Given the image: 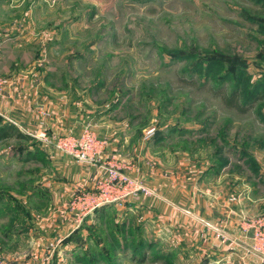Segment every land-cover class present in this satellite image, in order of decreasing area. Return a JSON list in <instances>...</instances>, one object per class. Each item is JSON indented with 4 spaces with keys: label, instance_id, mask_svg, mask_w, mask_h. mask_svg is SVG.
I'll list each match as a JSON object with an SVG mask.
<instances>
[{
    "label": "rangeland",
    "instance_id": "374dc122",
    "mask_svg": "<svg viewBox=\"0 0 264 264\" xmlns=\"http://www.w3.org/2000/svg\"><path fill=\"white\" fill-rule=\"evenodd\" d=\"M263 52L264 0H0L1 61L13 64L20 78L29 71L30 78L46 73L51 87L41 98L85 100L91 112L80 129L51 137L72 144L89 134L98 143L85 151L91 161L54 150L51 160L61 154L70 168L113 161L129 176L118 161L104 158L107 142L91 118L106 116L102 122L115 133L114 141L125 143L129 157L141 155L151 172L140 173L144 179L129 177L157 199L145 178L176 184L170 197L187 206L192 194L207 202L225 197L230 206L241 195L247 221L264 216ZM196 76L201 87L191 81ZM0 78L2 93L9 80ZM220 85L228 92L255 91L263 100L238 114L216 95L213 88ZM155 133H164L159 147ZM18 146L13 138L0 142V264H202L209 255L206 248L182 249L181 255L164 247L158 234L144 233V225L137 231L135 217L117 211L99 217L86 204L83 209L75 199L95 183L79 188L78 176L66 183L55 163L21 156L28 149ZM66 187L70 195L63 201ZM172 201L168 206L183 208ZM194 220L199 235L201 224L209 229L211 223ZM217 228L213 232L224 240ZM247 234L249 247L252 232ZM255 255L251 250L248 262Z\"/></svg>",
    "mask_w": 264,
    "mask_h": 264
},
{
    "label": "crops",
    "instance_id": "0c3cea01",
    "mask_svg": "<svg viewBox=\"0 0 264 264\" xmlns=\"http://www.w3.org/2000/svg\"><path fill=\"white\" fill-rule=\"evenodd\" d=\"M1 60L2 58H0V76L9 80L8 86L4 87L2 93L0 92V113L7 120L2 121L3 123L15 126L20 134L36 141L40 146L41 152L46 156L47 161L51 160V155L55 153V150L53 151L52 147L43 142L40 135L45 134L48 138H51L55 132L64 135L70 133L74 128L80 129L84 123L88 122L87 113L91 112H88L83 107L85 100H48L49 98L47 96L41 98L42 95L47 94V90L51 87L46 83V73L34 72V76L30 78L31 71H26L29 76L20 78L17 72L13 74V64L5 61L3 63ZM8 75L11 77L8 78ZM102 120H107V117L105 116L101 119L91 118V122L97 124L98 128L96 131L99 134L101 133L100 137L107 142L106 151H109L107 153L109 155L104 158H112V160L118 161L124 166L123 172L132 178L136 177L140 179L139 177L144 176L140 175V173H146L150 177L149 174L151 172L148 170L149 167L145 166L141 155L137 157V154L134 153L129 157L127 152H125V143L122 144L120 140L114 141L115 133L109 128L110 126L107 122H102ZM14 140L17 145H23L25 143L22 139ZM163 141L166 140L164 139ZM159 143L161 142L155 143L158 144L156 145L157 147L160 146ZM155 144H152L153 146L149 145L148 149L152 151V148H155ZM29 149L31 150V148ZM25 152H28V150H25ZM145 152L149 151L145 150ZM55 156H58V158L51 160L53 164H56L53 166L62 171L61 175L63 174L62 177L66 180V183L74 180L73 177L75 176L79 177L77 180L78 184L76 185L79 188H89L90 185L96 182L100 172L99 167L92 166L91 168H86L80 166L70 168V163L67 158L61 154H56ZM133 156L135 158L137 157L136 161L134 160L135 163L137 162L136 164L133 161L131 162ZM127 162L128 164H126ZM138 166L141 168V171H138ZM145 169L146 172H144ZM72 173L76 174L72 176ZM66 174L70 176L68 179L66 178ZM143 181L158 193L161 198L157 199L154 196V199H129L122 204L114 205L111 211H117L122 216L135 217L133 220H136L138 223V232L142 230L140 227L144 225L146 227L143 229L145 234L151 232L158 234L159 244H164V247L167 245L169 247L171 246L179 250L181 255L182 249H198L202 251L206 248L209 251V255L204 259V262L199 260L202 264H220L222 262L223 264H240L238 256L241 255L242 248L248 242L246 222L247 217H250L248 211L245 210L246 206L242 202L244 198H241V195H238L237 205L230 206L226 202L225 197H216L213 202H207L208 200L206 198L200 199L198 196L194 198L192 194L190 195V202L193 203L187 206L184 203L180 204V202H177L178 199H172L170 197V191H172L171 185L176 187V184L165 181L163 177L158 180V183H152L150 180H146V178ZM69 195L68 188H63L61 199L65 201ZM65 196L66 199L64 198ZM200 200L203 203H200ZM170 201L177 202L183 208L179 211L175 210L173 207L168 206V202ZM172 202L171 204H175ZM190 207L193 209L195 207V210H191ZM186 211L190 212L191 217L183 213ZM199 215L202 218L198 217ZM194 217L211 223L206 224L209 228L206 231L202 228L203 224H201V235L196 232V228L197 230L200 229L197 225L198 223L192 224L193 222H190L191 219L195 221ZM217 227L225 234L226 238L224 240L216 238L213 229L217 230Z\"/></svg>",
    "mask_w": 264,
    "mask_h": 264
},
{
    "label": "built area",
    "instance_id": "2783aa9c",
    "mask_svg": "<svg viewBox=\"0 0 264 264\" xmlns=\"http://www.w3.org/2000/svg\"><path fill=\"white\" fill-rule=\"evenodd\" d=\"M3 84L4 82L0 78V92ZM0 117L7 121L1 114ZM40 138L57 153L71 156L78 162L83 163L91 161L89 156H86L85 151H91L92 147L96 146L95 144H98L89 136V134L86 138H83L81 143L74 141L72 144V140L67 137L51 139L45 134H41ZM97 147H100L102 150L103 143L99 144ZM99 153L97 152V155H99ZM112 162L113 161H109V163H103L99 166L100 172L95 182L94 190L80 193L75 199L78 203H83V209L84 204H86L88 211L91 212L96 211L103 206L122 204L129 199H135L138 197L151 198L155 196V194L151 190L145 188L141 182L122 174ZM206 227L208 228V226ZM246 228L247 233L250 231L252 232L251 245L248 247L247 242L242 248L243 255L240 262L241 264H264V216L255 217L252 220L247 221ZM216 237L224 238V236L220 234ZM251 250L255 251L256 254V260L254 263L248 262L247 254L250 253Z\"/></svg>",
    "mask_w": 264,
    "mask_h": 264
},
{
    "label": "trees",
    "instance_id": "16d2710c",
    "mask_svg": "<svg viewBox=\"0 0 264 264\" xmlns=\"http://www.w3.org/2000/svg\"><path fill=\"white\" fill-rule=\"evenodd\" d=\"M263 61H264V52H263V57H262ZM191 81L196 85L198 84L199 87H201V80L198 76L196 77H192ZM216 90V95L219 97V99L221 100V102L224 104V106H226L228 109L236 111L238 114H246L247 112H249L251 109L254 108V106L259 103L261 100H263L262 95H257L255 91H252L251 93L246 94L243 90H240L239 88H234L231 91H227V89L223 86H219V87H215L213 88ZM158 133H155V135L153 136V141L154 143H158V142H162L165 138L164 133H160V135L158 136ZM22 139L23 142L25 141L26 143L29 142L30 145L29 146H24L25 143H23V145L16 147L18 150H22L24 147L26 149H28V152H19V154L21 156L25 155L28 157H35L38 158L41 162H45L46 156L43 154V152H41L40 150V146L38 145V143L34 140H32L31 138L24 136L22 134H20L17 129L15 128V126L11 125V124H6L3 123L2 119L0 118V142H3L5 140L8 139ZM31 148V150L29 149ZM34 149V150H32ZM141 197L135 198V199H139ZM112 207H114V205H107V206H103L99 209H97L94 213L99 215L100 217L105 216V214H108L109 211H111ZM121 232H124V230H122ZM143 259V258H142Z\"/></svg>",
    "mask_w": 264,
    "mask_h": 264
}]
</instances>
